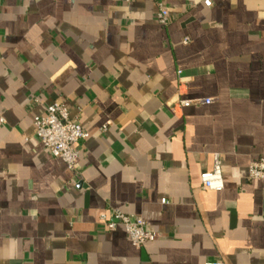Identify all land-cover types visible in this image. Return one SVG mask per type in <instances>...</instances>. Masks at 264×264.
Instances as JSON below:
<instances>
[{"label": "crops", "instance_id": "obj_1", "mask_svg": "<svg viewBox=\"0 0 264 264\" xmlns=\"http://www.w3.org/2000/svg\"><path fill=\"white\" fill-rule=\"evenodd\" d=\"M204 1L0 0V264H264V0ZM58 100L89 133L74 168L36 135Z\"/></svg>", "mask_w": 264, "mask_h": 264}, {"label": "built area", "instance_id": "obj_2", "mask_svg": "<svg viewBox=\"0 0 264 264\" xmlns=\"http://www.w3.org/2000/svg\"><path fill=\"white\" fill-rule=\"evenodd\" d=\"M206 6H211V0L204 1ZM156 21L162 26H167L170 22L168 9L163 3H158ZM181 74V72L179 73ZM192 103H212L211 98L180 100L182 106H190ZM36 135L40 138L45 148L55 158L62 159L69 168L76 166L80 150L77 143L87 140L89 133L81 124L70 116L64 102L58 100L47 107L46 114L38 117L35 121ZM264 178V158L251 162L249 179L260 180ZM202 188L211 191H222L225 188V181L222 170V159L219 154L215 156L214 165L211 170L204 171L200 175ZM165 202V200H164ZM101 223L108 230H113L121 224L125 227L131 242L137 248L146 246L158 239L157 232L146 228V221L141 216H130L117 211L110 218L102 215ZM206 264H225L223 261H210Z\"/></svg>", "mask_w": 264, "mask_h": 264}]
</instances>
